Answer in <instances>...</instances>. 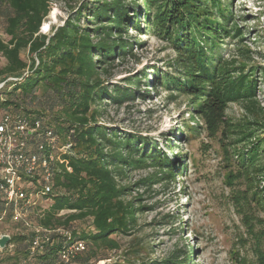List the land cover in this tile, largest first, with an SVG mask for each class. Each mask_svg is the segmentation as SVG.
Listing matches in <instances>:
<instances>
[{
  "label": "rangeland",
  "instance_id": "374dc122",
  "mask_svg": "<svg viewBox=\"0 0 264 264\" xmlns=\"http://www.w3.org/2000/svg\"><path fill=\"white\" fill-rule=\"evenodd\" d=\"M92 1L51 0L42 33L53 36ZM135 1L129 14L140 27L124 35L132 55L116 57L101 78L125 86V78L150 72L151 84L141 87L148 97L105 101L99 123L150 142L154 149L139 148L157 150L170 167L150 160L127 168L125 199L143 209L136 230L117 238L122 249L98 264H125L134 245L143 250L134 261L149 264L172 257L264 264V0H192L188 6L200 7L192 8L195 21L187 0L184 7L176 0ZM90 20L82 26L95 28ZM4 27L0 20V36L8 39ZM160 170H171L172 178ZM11 228L5 222L0 233L11 236Z\"/></svg>",
  "mask_w": 264,
  "mask_h": 264
},
{
  "label": "trees",
  "instance_id": "16d2710c",
  "mask_svg": "<svg viewBox=\"0 0 264 264\" xmlns=\"http://www.w3.org/2000/svg\"><path fill=\"white\" fill-rule=\"evenodd\" d=\"M176 1L183 6L184 0ZM191 1L184 4L190 7L188 17L195 21L197 14L192 8L200 7L188 6ZM135 2L132 0L127 7L124 0H94L85 6L84 14L79 13L48 36L42 28L53 10L51 0H0V20L5 22L4 34L8 38L0 36V83H5L0 90L1 109L42 119L47 126L70 137L74 145V154L65 156L72 172L65 167L55 172L52 205L42 214L35 210L30 217L31 225L47 229L61 226L72 233L73 240L85 242L86 251L73 264L108 260V253L122 249L117 238L136 230L137 213L143 208L135 207L136 200L125 199L131 190L122 186L127 168H142L150 160L161 168L170 167L157 150L143 152L139 148L140 144L154 149L150 142L99 123L103 116L100 105L105 101L123 105L135 97H148L147 90L143 92L141 87L151 84L150 72L125 78V86L110 87L101 78L116 57L121 60L132 55L133 45L124 35L129 27H140L129 14ZM88 15L93 29L82 26ZM206 49L201 52L205 54ZM155 77L158 79L156 72ZM168 171L160 170V174L172 178V171ZM4 210L0 198V214ZM65 211L68 214L60 215ZM5 222L13 226L10 244L14 250L6 252L0 264H23L29 259L30 228L11 223L10 219ZM82 223L88 226L80 230ZM66 242L56 236L54 245L29 259L28 264H66L60 258ZM142 252L140 245H134L124 258L125 264H149L134 261ZM179 258H169L163 264L189 262L187 257Z\"/></svg>",
  "mask_w": 264,
  "mask_h": 264
},
{
  "label": "built area",
  "instance_id": "2783aa9c",
  "mask_svg": "<svg viewBox=\"0 0 264 264\" xmlns=\"http://www.w3.org/2000/svg\"><path fill=\"white\" fill-rule=\"evenodd\" d=\"M4 86L5 83H0V90ZM73 148L70 137L47 126L42 119L0 107V198L6 207L0 214V225L10 219L11 223L30 228L32 239L27 256L30 260L54 245L56 236L67 240L60 252V258L66 264H73L86 251L85 242L73 240L72 233L66 228L47 229L31 225L30 221L35 210L38 214L46 210L42 206L44 200L53 202V183L58 167L72 172L65 156H72ZM62 213L60 215H64ZM3 235L8 234L0 233V238ZM10 243L4 250L0 248V261L6 252H13L14 245ZM29 259L23 264H28Z\"/></svg>",
  "mask_w": 264,
  "mask_h": 264
},
{
  "label": "water",
  "instance_id": "95a60500",
  "mask_svg": "<svg viewBox=\"0 0 264 264\" xmlns=\"http://www.w3.org/2000/svg\"><path fill=\"white\" fill-rule=\"evenodd\" d=\"M10 242H11V236L3 235L0 238V248L4 250Z\"/></svg>",
  "mask_w": 264,
  "mask_h": 264
}]
</instances>
